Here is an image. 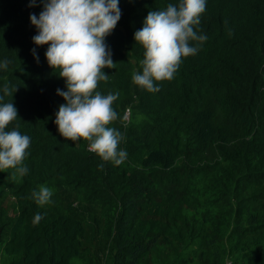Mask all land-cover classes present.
I'll list each match as a JSON object with an SVG mask.
<instances>
[{
	"label": "trees",
	"instance_id": "trees-1",
	"mask_svg": "<svg viewBox=\"0 0 264 264\" xmlns=\"http://www.w3.org/2000/svg\"><path fill=\"white\" fill-rule=\"evenodd\" d=\"M179 3L119 0L121 19L105 38L116 64L96 90L119 93L109 127L128 155L117 166L58 131L66 80L48 64L50 45L32 39L30 15L43 4L0 0V65L9 61L0 67V103L18 109L6 131L18 124L31 139L27 173H0V199L9 191L14 199L12 215L0 212V264H74L99 213L112 228L106 264H264V0H206L194 27L208 39L149 92L132 80L145 53L134 34L149 11ZM42 186L53 192L43 206L32 196Z\"/></svg>",
	"mask_w": 264,
	"mask_h": 264
},
{
	"label": "clouds",
	"instance_id": "clouds-1",
	"mask_svg": "<svg viewBox=\"0 0 264 264\" xmlns=\"http://www.w3.org/2000/svg\"><path fill=\"white\" fill-rule=\"evenodd\" d=\"M40 2L43 10L39 17L30 15L31 23L38 30L32 39L38 46L50 45L45 53L48 64L53 70L61 69L59 76L65 78L67 87V91L57 89V94L66 101L56 113L58 131L66 140L75 142L82 138L90 142V152L119 166L128 153L118 150L121 133L109 127L117 120L113 102L119 93L103 95L96 91L99 82H107L109 78L103 69H113L116 64L105 38L121 19L119 0ZM36 4L37 0H30L29 6ZM205 10L206 0H180L178 5L168 4L165 10L149 11L144 26L134 34L135 41L145 49L142 74L132 76L136 85L149 92H158L160 88L154 81L173 79L182 58L197 54L208 39L194 27L200 25ZM32 52L35 56V49ZM36 59L39 62L38 56ZM8 65L9 61L5 60L0 67L7 69ZM3 92L6 96L12 95L8 85ZM3 100L4 96H0V101ZM17 118L18 109L14 103H0V170L15 169L13 180L17 173L23 176L28 171L22 165L31 143L28 135L17 130L18 124L6 131ZM52 195V190L43 186L32 193L41 206L48 204ZM42 219L37 213L32 223L37 225Z\"/></svg>",
	"mask_w": 264,
	"mask_h": 264
},
{
	"label": "rangeland",
	"instance_id": "rangeland-1",
	"mask_svg": "<svg viewBox=\"0 0 264 264\" xmlns=\"http://www.w3.org/2000/svg\"><path fill=\"white\" fill-rule=\"evenodd\" d=\"M126 116L128 117L126 120L129 121L130 113L127 112ZM6 170H9V178L12 179V174L16 170L11 168ZM2 172H5V170H0V173ZM19 176L20 175L17 173L16 179ZM65 200L72 209L76 210L81 206L78 195H75L74 193L65 194ZM13 203L14 199L11 196L10 191L6 192V194L0 199V212L10 211V214L12 215ZM99 214L101 216V224L95 229L88 230L87 239L85 241V246L88 247V250L86 253H82L79 259L74 262V264H93L95 261H98L100 264H106L107 252L105 251V243L106 240L112 235V228L111 223L104 218V215L102 213Z\"/></svg>",
	"mask_w": 264,
	"mask_h": 264
}]
</instances>
